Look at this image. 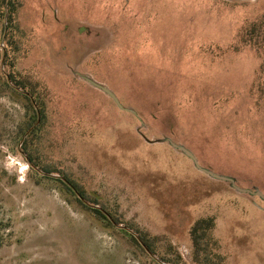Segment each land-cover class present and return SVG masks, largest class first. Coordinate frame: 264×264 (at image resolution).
<instances>
[{
  "label": "rangeland",
  "instance_id": "374dc122",
  "mask_svg": "<svg viewBox=\"0 0 264 264\" xmlns=\"http://www.w3.org/2000/svg\"><path fill=\"white\" fill-rule=\"evenodd\" d=\"M17 2L6 69L0 23V71L38 83L34 158L112 225L32 170L21 153L28 100L1 80L0 264H197L190 229L201 218L214 220L207 264H264V58L243 39L264 0Z\"/></svg>",
  "mask_w": 264,
  "mask_h": 264
},
{
  "label": "trees",
  "instance_id": "16d2710c",
  "mask_svg": "<svg viewBox=\"0 0 264 264\" xmlns=\"http://www.w3.org/2000/svg\"><path fill=\"white\" fill-rule=\"evenodd\" d=\"M18 8L17 0H0V23L2 28L6 29V49L4 52V66L5 69L8 67H12V60L10 57V53L14 46L12 38L10 34L15 27V15ZM254 28H248L243 36L244 42L250 44L261 56L264 58V19L254 24ZM261 75H264V61L261 65ZM260 79V77H259ZM4 82V85L11 89L13 92L23 96L28 100L27 108H29L32 112L31 121L27 124L26 130L23 133L24 135L28 132L33 124L38 121L39 117L44 116L45 106L43 100L39 93L36 91L34 85H38V83H31L28 78L20 76V74L14 72L13 70L8 71L7 77H5L0 71V81ZM12 84L16 89H20L26 91L28 95H23L17 92L10 84ZM40 129V126L35 127L33 130H30L28 135L26 136L24 142L21 146V153L27 156V160L32 167V170L36 173V175L42 179H50L54 182L60 183L64 188H66L78 201L80 205L85 207L88 211H90L97 219L101 221H107L108 224L112 225V221L110 216L105 213L103 210L96 208L94 205L98 204V200L94 198H87L84 191L80 190L76 185H72L71 180L68 178L67 174H64L62 170H56V168L47 167L40 162H38L33 155V145L35 143V137L37 131ZM43 172L44 174H40ZM50 174H59L63 177H51ZM61 186V187H62ZM87 202L91 204V207H87ZM6 224L0 219V249L5 245V230ZM214 227L213 218H201L198 219L190 229V236L192 242L193 249V261L197 264H207V261L210 258L209 251V242L211 241V237L208 236V233ZM124 233L130 235L132 239L136 242V244L145 249V246L152 250L150 244L142 237V243H140L136 238H134L131 234L126 231ZM167 262V261H166ZM159 264V263H155ZM175 264H179L178 262Z\"/></svg>",
  "mask_w": 264,
  "mask_h": 264
},
{
  "label": "water",
  "instance_id": "95a60500",
  "mask_svg": "<svg viewBox=\"0 0 264 264\" xmlns=\"http://www.w3.org/2000/svg\"><path fill=\"white\" fill-rule=\"evenodd\" d=\"M88 83H90L91 85H93L94 87L102 90L103 92H105L109 97H111L118 105H119V102L116 98V96L113 94V92H111L108 88H106L105 86H102L101 84L95 82L94 80L88 78V77H83ZM120 106V105H119ZM121 107V106H120ZM122 108V107H121ZM124 110H126L125 108H122ZM128 111H131V110H128ZM172 147H174L175 149H178L180 150L181 152H183L186 156H188L189 158H191L193 160V162L196 164L197 168L201 171H203L204 173L208 174L209 176H211L212 178H215V179H218V180H221V181H226V182H229L231 183V185L233 186V188H235L237 191L239 192H243V193H251L253 194V192L251 191H247V190H243L241 188H238L236 185H235V182L233 179L229 178V177H225V176H221V175H217V174H214L212 173L211 171H208L206 169H203L201 168L199 165H198V162L195 158V156L189 151L187 150L185 147L183 146H180V145H177L173 142H169ZM256 194L260 195V193L256 192ZM128 230V229H127Z\"/></svg>",
  "mask_w": 264,
  "mask_h": 264
}]
</instances>
